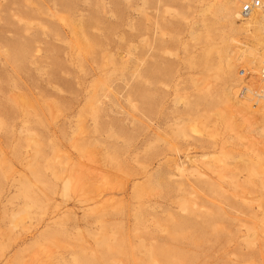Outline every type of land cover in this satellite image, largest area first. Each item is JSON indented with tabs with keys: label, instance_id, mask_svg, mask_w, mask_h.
Here are the masks:
<instances>
[{
	"label": "rangeland",
	"instance_id": "rangeland-1",
	"mask_svg": "<svg viewBox=\"0 0 264 264\" xmlns=\"http://www.w3.org/2000/svg\"><path fill=\"white\" fill-rule=\"evenodd\" d=\"M210 3L0 0V264H28L34 252L46 264H264V227L251 209L264 205L261 177L240 172L207 183L174 165L220 146L263 151L259 130L240 121L229 130L211 116V136L186 127L188 144L166 126L153 144L141 135L143 96L149 118L156 113L164 123L174 109L212 115L222 90L244 84L248 54L226 59L237 46H253L254 36ZM161 33L180 49L174 57L147 51L143 90L142 40L158 46ZM204 57L208 74L200 73ZM165 67L180 81L175 103L151 77ZM79 166L94 172L88 180L96 185L65 194L63 182Z\"/></svg>",
	"mask_w": 264,
	"mask_h": 264
},
{
	"label": "bare ground",
	"instance_id": "bare-ground-1",
	"mask_svg": "<svg viewBox=\"0 0 264 264\" xmlns=\"http://www.w3.org/2000/svg\"><path fill=\"white\" fill-rule=\"evenodd\" d=\"M211 1H212V3H210V5H209L210 8L215 6V4L216 5L220 4L219 9H223V10L227 11L228 15L232 16L237 21H240V27L245 34H253V36H254V38H253L254 40H252V41H254L253 46H245V47L237 46V47H235V49H231V51L229 52V55H227V59H226L227 64H232L234 62H237L238 56L245 54V53L248 54V57L246 60L247 64L245 65V69H244V73H245L244 74L245 77L243 78L244 84L239 89L236 88V89H230V90H222L221 97L217 101L218 104L216 105L215 111L212 115H209V113H207V109L203 108V110H201V111L198 110L197 112H194L192 114V117L187 118L186 117L187 113H185L184 110L180 112L177 109H174L173 114L168 118L166 117V120L164 121V123L161 122L160 118L156 115V113L153 114L154 117L149 118L150 108L147 105L148 103H147L146 97L143 96L142 106H141V113L143 115V119L141 120V124H142L141 135L143 136V141L145 144H149V142H150V144L151 143L153 144V141L155 139H157L158 137H160L159 131H160L162 126H166L169 129V131H171L174 134L181 136L184 139V142L186 144H188V142H187L188 134L186 133V130H185L186 127H189L193 133L194 132L199 133L201 131H203V133H204L205 131H207L208 135L211 136V133H209V130L207 129L208 124L211 120L210 119L211 116L215 117L214 121L220 122L221 124L225 125L224 126L225 128H227L229 130H234L235 126H236L234 124H236V123L238 124L239 123L238 121H240L241 123H239V124H242L243 130H246V131L259 130V132L264 136V99L262 97L260 98L261 93L263 94V91H264V82L261 80V77H260V72L262 69V65L264 63V51H261V52L259 51L260 49H262V47H263L262 45L264 43V0H263V5L256 7V8H252L250 13L247 16L242 17V18L240 17L242 15H239L240 11L238 12L235 9L232 10V8L238 7L239 4L242 2V0H211ZM251 1H254V0H247V3L251 2ZM155 25H156L155 26L156 30H158L160 28V26L158 25V23H156ZM161 35L165 36V37L161 39V44H159L158 46H152V44L148 43L145 38H143V40H142L143 46H144V48H143L144 51L141 52V57H142L141 66H143V69L141 71V76H142L144 81L142 82L141 88L143 90H147V88H148L147 85H148L149 74L147 73V69H145L146 59L144 58L147 54V51L151 50L153 55H154V53L158 50L162 53V55L167 54L168 56L174 57V56H176L175 50L180 49L179 45H178V44H181L180 40L172 37L171 35H167L166 33H161ZM250 36L251 35H249V37ZM213 48H214V45H211V44L208 46L205 45L204 51L208 52ZM177 58H179V57H177ZM204 58H205V61H204L203 66L201 67L200 73L204 72L205 74H208L210 71V67H211L210 63H209L210 61H209L208 57H204ZM154 62H156V61H153V63ZM173 63L174 62H170V64H172V65H173ZM151 77L156 82H164V86L167 89V90H165L164 93L167 95V97L171 101H173V103H175L179 99V94L181 92V89L179 86L180 81L178 80L177 73L174 72V69L172 70L171 68H167V67L158 68V71L154 72ZM199 80H200V78H198V79L196 78V80L194 79V83H193L195 86V88H193L194 90H197V86H196L197 84L196 83ZM208 101H210V104H211V99H203L202 106L204 107L206 105L207 106L210 105ZM249 102H251V104H249ZM259 104H260V108H258L259 110L256 109V111H254L253 109L257 108L259 106ZM251 107L253 109H251ZM147 121L151 122V124L149 126H148ZM237 126H239V125H237ZM240 127H241V125H240ZM148 134H150L151 136L149 137ZM212 136H214V135H212ZM149 146L151 147L152 145H149ZM232 146H234V145H232ZM229 148H231V147H229ZM91 149H93V148H91ZM188 150H186L187 152L185 151L184 157L188 158V153H189ZM233 150H235V149H233ZM248 150H249V152L244 151V152H237L236 154H233V153H235L234 151L232 153L231 151L226 150L225 147L220 146V148L218 150H215L214 152L211 151V153H209V154L203 153V154H200L199 157L194 156V160L191 161L192 164H190L186 167L184 166V164H174V165H175V169L178 172L179 171H181V172L187 171V173L188 172L191 173L190 175H192L195 178L205 177L206 178L205 182H207V183H209L211 181L212 182L217 181L218 183H220L225 178H228L231 176L234 177L238 173L244 172L247 175V177H257V179L259 177H261V179L263 181L261 188L264 189V166H263L264 165V162H263L264 161V157H263L264 156V150L263 151L261 149L259 150L257 147H255V144H253V143H251ZM90 152H92V151H90ZM80 154H82V153H80ZM90 154H92V153H90ZM82 156H83V154H82ZM87 157H88V155H87ZM87 159H88V163L93 160L92 157L91 158L89 157ZM174 163H176V162H174ZM95 165H96V163H95ZM85 169H83L82 166H79L78 168L74 169L71 173H69L66 176V178L63 182V190H64L65 194L73 193V194H76V196L81 195V193L87 192V190L90 188L89 186H93V184H95L94 179L96 177L94 179H92L94 182H92V180H88V178H89L88 176L89 175L92 176L94 174V172L91 175L90 172L89 171L87 172ZM182 174H183V172H182ZM87 181H90V182L87 183ZM101 181L103 182V180H101ZM24 182L21 184V186L26 189V187L29 183L26 185V184H24ZM221 183H223V182H221ZM101 185L104 186V184H101ZM90 189H89V191H90ZM101 191H103V190L101 189ZM93 194H94V192H93ZM258 195L257 196L259 198H261V190H260ZM24 199H25V197H24ZM257 201H259V202H257L256 206L251 207V209L253 210V214L259 218L258 220H260L259 221L260 226L264 227V205L262 203H260V200H257ZM253 228H255V227H253ZM256 229H257V227H256ZM255 233H257V235H258L259 232L257 231ZM260 233H262V232H260ZM250 245H252V244H250ZM252 247H253V245H252ZM31 258H32L31 261H29V263L27 262L28 264H46L42 260V255L40 256V253H38V252H34L33 256H31Z\"/></svg>",
	"mask_w": 264,
	"mask_h": 264
},
{
	"label": "built area",
	"instance_id": "built-area-1",
	"mask_svg": "<svg viewBox=\"0 0 264 264\" xmlns=\"http://www.w3.org/2000/svg\"><path fill=\"white\" fill-rule=\"evenodd\" d=\"M260 5H261L260 0H254V1H251L248 3H243L241 8H240V15H242V17H245L250 13L252 8L259 7ZM243 73H244V70H241V74H243ZM260 77H261V80L264 82V63L262 65ZM261 97L264 99V91H263V94L261 93L260 98Z\"/></svg>",
	"mask_w": 264,
	"mask_h": 264
}]
</instances>
